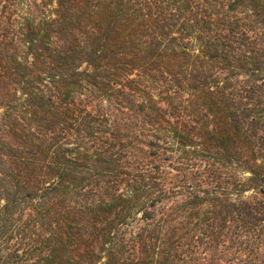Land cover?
I'll return each mask as SVG.
<instances>
[{"label": "trees", "instance_id": "16d2710c", "mask_svg": "<svg viewBox=\"0 0 264 264\" xmlns=\"http://www.w3.org/2000/svg\"><path fill=\"white\" fill-rule=\"evenodd\" d=\"M0 264H264V0H0Z\"/></svg>", "mask_w": 264, "mask_h": 264}]
</instances>
